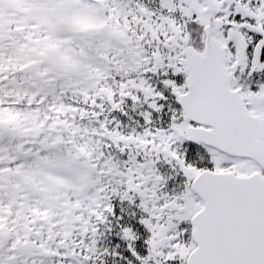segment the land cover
<instances>
[{
    "label": "snow or ice",
    "instance_id": "1",
    "mask_svg": "<svg viewBox=\"0 0 264 264\" xmlns=\"http://www.w3.org/2000/svg\"><path fill=\"white\" fill-rule=\"evenodd\" d=\"M109 10L123 13L120 0ZM137 11L148 35L123 40L137 56L113 40L135 68L109 93L118 159L93 181L74 253L80 264H264V0H161L159 15L138 0ZM32 12L73 42L103 23L85 0H35ZM15 249L0 248V264H34Z\"/></svg>",
    "mask_w": 264,
    "mask_h": 264
},
{
    "label": "rangeland",
    "instance_id": "2",
    "mask_svg": "<svg viewBox=\"0 0 264 264\" xmlns=\"http://www.w3.org/2000/svg\"><path fill=\"white\" fill-rule=\"evenodd\" d=\"M128 1H130L129 4L127 2L126 3H122L123 9L125 10V8H126L127 11H132V9L131 10L127 9V6H132L133 7V11L136 14V22L138 23L139 28H142L143 21L146 18L141 16L139 14V12L137 11L138 0H128ZM139 3H141L140 0H139ZM152 3H153V6L156 7V8H151V7H148V6L144 5V4L143 5L145 7H147V8H150V9L156 11L157 15H159L160 14L159 10L161 8V0H160V2L158 4L154 3V0L152 1ZM135 5H137V6H135ZM17 6H22L24 9L31 8V10H32L35 7V0H13V8L15 9L16 12L19 9V7H17ZM28 16H29L30 20H38V19H36L34 17L32 11H30L28 13ZM119 16H120V14H117V15L114 14V17H119ZM148 19L154 20L156 22V24H161L162 23L161 21H157L155 16H153L151 18H148ZM39 23H40V21H39ZM85 28H87L88 31L92 32L94 39L98 43L101 41V45L99 44V46H98V45L95 44L98 49L100 48L102 51L108 50V51L112 52L115 55V53L113 51V48H114L113 40L118 38L120 40L121 46L126 50V52H127V54L129 55L130 58L137 56L139 50L136 48L135 44H132L131 46H129V45H125L123 43L124 35H125V37H127V34L122 33L121 30L119 31L120 25H116L114 27L113 26H107L105 29H103L102 32H98L97 30L94 29L95 28V23L90 24V25H88ZM47 33L48 32L43 31L41 28L33 29L32 27H29L28 30H27V35L30 38V44H35L36 45L37 42H36V39L34 38L36 35L38 36L40 34L43 35V34H47ZM50 36H51V34H50ZM45 41H46V39L44 40V43H45ZM48 58L51 61L52 60H56L58 65L61 66V67H65L66 66L65 65V61L62 60L63 59L62 57H60L59 59H58V57H55L54 59H52L50 57H48ZM141 59H142V57H141ZM22 61H19V62H22ZM60 62H62V64ZM120 66L121 67H119V69L122 70L124 73H127L129 71H133V72L135 71V68H133L132 64L124 63V64H120ZM40 73H42V72L40 71ZM51 73H56V72L51 71ZM92 82H94V80L88 81L87 79H85L84 80L85 84H83V83H81L79 81L78 89L81 90V89L87 88V86L91 87ZM18 132L19 131L15 132L14 134L15 135H17V134L19 135ZM78 155L79 156H83L82 155V151H80L78 153ZM116 155H117V157H114L112 162H115L118 159V154H116ZM54 160H55L54 165H56L58 167L62 166L64 168H67V167L68 168H73L74 167L76 169V172L79 173V169L77 167V166H79L78 165L79 163L77 161H75L77 163V164H75L74 162H71L70 160H68V158H65L59 152L55 153ZM55 169H56V167H55ZM42 170H35V169L31 170L30 169V172H29L30 176L35 179L36 187L39 190L40 194H42L41 191H51L53 189H56L57 186H59L60 184H65L66 183V180L62 179V177H59L58 175H55V173L52 171V168L48 169L47 167H45ZM112 171H113V169L110 168V163H109L107 170H105L106 176L110 175ZM39 173L44 174V177L46 178V181L44 183H41V184L37 183L36 180H37V175ZM77 178H81V177L77 176ZM83 181H84V185L87 184V182H88L84 178H83ZM89 188H90L89 186H87V185L85 186V189H89ZM0 248H2V247H0Z\"/></svg>",
    "mask_w": 264,
    "mask_h": 264
},
{
    "label": "trees",
    "instance_id": "3",
    "mask_svg": "<svg viewBox=\"0 0 264 264\" xmlns=\"http://www.w3.org/2000/svg\"><path fill=\"white\" fill-rule=\"evenodd\" d=\"M191 30L193 31V32H192V36H193L194 44L196 45V44H198L199 41H200V36H199V34H198V32H197L196 29H191ZM122 124H123V125L126 124V125L129 126V123H128L127 121L123 122ZM130 126H131V125H130ZM127 128H130V127H127Z\"/></svg>",
    "mask_w": 264,
    "mask_h": 264
}]
</instances>
